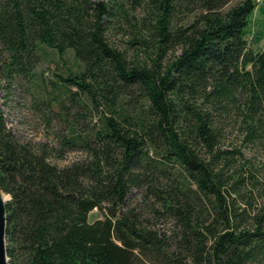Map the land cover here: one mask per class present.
I'll return each instance as SVG.
<instances>
[{
  "label": "trees",
  "instance_id": "1",
  "mask_svg": "<svg viewBox=\"0 0 264 264\" xmlns=\"http://www.w3.org/2000/svg\"><path fill=\"white\" fill-rule=\"evenodd\" d=\"M232 1L0 0V91L48 129L0 109L8 264H264V4ZM44 46L82 69L36 83Z\"/></svg>",
  "mask_w": 264,
  "mask_h": 264
},
{
  "label": "rangeland",
  "instance_id": "2",
  "mask_svg": "<svg viewBox=\"0 0 264 264\" xmlns=\"http://www.w3.org/2000/svg\"><path fill=\"white\" fill-rule=\"evenodd\" d=\"M237 1L233 0L231 4ZM261 1V5L264 4V0ZM252 19L253 22L250 25L251 32L261 30L264 27V12L259 13L255 11ZM252 37L253 35L250 33V36H248L249 41H251ZM254 47L264 50V37ZM82 67V62L75 58L72 50H67L63 57H60L53 48L44 46L42 60L36 68L39 76L36 83L37 81L40 83V76H43L48 81H56L58 80L57 75L65 76L69 70H81ZM20 81L13 84L7 93L3 90L0 91V109L6 118L8 127L20 141L39 142L40 140L46 139L48 129L38 113L30 109V102H32L33 98L38 97L39 92H41L39 91L41 87L30 86L31 83L28 85L22 79ZM80 155L81 152H70L64 159L57 161V163L64 164L65 162L76 159ZM3 195L10 198V195L5 192H3ZM131 195V202L138 199V194L132 193ZM94 214H97V210H94Z\"/></svg>",
  "mask_w": 264,
  "mask_h": 264
},
{
  "label": "water",
  "instance_id": "3",
  "mask_svg": "<svg viewBox=\"0 0 264 264\" xmlns=\"http://www.w3.org/2000/svg\"><path fill=\"white\" fill-rule=\"evenodd\" d=\"M9 198H5L0 189V264H8L6 251V211L5 203Z\"/></svg>",
  "mask_w": 264,
  "mask_h": 264
},
{
  "label": "bare ground",
  "instance_id": "4",
  "mask_svg": "<svg viewBox=\"0 0 264 264\" xmlns=\"http://www.w3.org/2000/svg\"><path fill=\"white\" fill-rule=\"evenodd\" d=\"M252 15H253V14H252ZM4 197H5V198H7V196H6V195H4Z\"/></svg>",
  "mask_w": 264,
  "mask_h": 264
}]
</instances>
